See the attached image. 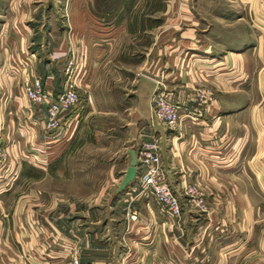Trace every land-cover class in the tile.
I'll use <instances>...</instances> for the list:
<instances>
[{
  "label": "crops",
  "instance_id": "obj_1",
  "mask_svg": "<svg viewBox=\"0 0 264 264\" xmlns=\"http://www.w3.org/2000/svg\"><path fill=\"white\" fill-rule=\"evenodd\" d=\"M44 2L0 0V137L9 154L0 171V264H63L75 253L99 264L264 262V0H218L224 8L217 16L166 0L154 41L137 64L130 126H138L142 141L154 132L160 137L179 218L136 182L117 191L131 158L109 159L107 180L115 187L104 197L82 193V174L91 173L84 167L95 159L80 160L79 170L64 159L78 137V106L68 115L75 124L57 139L45 131V108L30 103L22 86L40 76L54 93L61 89L66 37L44 21ZM80 17L75 30L86 18L105 32L124 30L91 10ZM96 70L95 62L83 90ZM156 82L180 106L177 130L150 119ZM199 88L212 89L213 101L200 104ZM67 181L73 184L66 190ZM189 184L204 193L206 210L184 194Z\"/></svg>",
  "mask_w": 264,
  "mask_h": 264
},
{
  "label": "rangeland",
  "instance_id": "obj_2",
  "mask_svg": "<svg viewBox=\"0 0 264 264\" xmlns=\"http://www.w3.org/2000/svg\"><path fill=\"white\" fill-rule=\"evenodd\" d=\"M170 1L167 0L168 4ZM182 1L192 3L197 14L217 16L224 8L218 5V0ZM165 2L166 0H45L44 6L41 7L45 11L44 21L52 25L55 22L56 28L66 37L64 60L58 67L61 80L63 66L71 47L75 49L79 63L88 71L87 78L96 62L97 70L92 85L86 90L81 86L79 90L78 137L64 156L65 163L68 161L70 166L72 162L77 163V170L83 168L79 164L80 160L95 159V166L84 167L91 173L85 176L82 174V177L86 178L80 182L82 193L91 192L97 196L101 193L103 196L104 193L110 192L115 185H109L107 180L106 169L109 166L106 164L109 159L127 158L128 161L130 155L125 151L128 147L134 149L136 154L139 152L142 137L136 132L138 126H130L136 106L133 100V90L136 86L132 79L137 64L154 41V32L158 30L156 26L159 24L156 17L162 14ZM90 10L101 19L113 21L116 25L123 24L124 30L119 27L115 33L105 32L99 25L94 28L88 18L85 19L81 31L75 30L74 19H80L82 13L88 17ZM174 10L169 9L167 14L175 12ZM36 11L38 13L39 9ZM210 24L215 27L216 22ZM180 26L179 30L185 28L183 23H180ZM140 94L143 102V91ZM132 137L136 139L132 140ZM61 173L62 178L68 179V171ZM136 177L133 182H136L140 189ZM72 184L70 181L63 183L66 190L70 189Z\"/></svg>",
  "mask_w": 264,
  "mask_h": 264
},
{
  "label": "built area",
  "instance_id": "obj_3",
  "mask_svg": "<svg viewBox=\"0 0 264 264\" xmlns=\"http://www.w3.org/2000/svg\"><path fill=\"white\" fill-rule=\"evenodd\" d=\"M68 58L63 66V79L60 91L54 93L40 76L27 79L23 90L28 101L34 105L44 107L46 112L45 131L55 133L57 139L66 136L71 124L76 120L68 119V115L78 106L80 101L79 90L87 79L88 71L79 63L75 49L71 47ZM196 98L200 104L213 101L214 93L210 88H199ZM180 106L168 94L163 85L156 82L154 93L151 97L150 119L152 122L163 125L169 130L180 127ZM161 139L157 133H152L143 140L137 154V179L139 190L157 205L164 208L172 217L179 218L181 205L166 181L165 171L161 166L160 158ZM30 156H38L35 151ZM9 160V154L2 144L0 137V171L4 169ZM184 194L199 209L206 210L207 203L204 193L195 185H185ZM131 220L136 219V213L130 215ZM63 264H99L84 261L75 253ZM264 264V263H260Z\"/></svg>",
  "mask_w": 264,
  "mask_h": 264
},
{
  "label": "water",
  "instance_id": "obj_4",
  "mask_svg": "<svg viewBox=\"0 0 264 264\" xmlns=\"http://www.w3.org/2000/svg\"><path fill=\"white\" fill-rule=\"evenodd\" d=\"M127 152L129 153L131 160L129 165L125 169L123 179L119 184L117 191L124 189L136 177V168L138 164L136 151L134 149H128Z\"/></svg>",
  "mask_w": 264,
  "mask_h": 264
}]
</instances>
